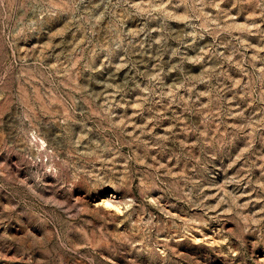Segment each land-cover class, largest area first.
Returning a JSON list of instances; mask_svg holds the SVG:
<instances>
[{
    "label": "rangeland",
    "instance_id": "374dc122",
    "mask_svg": "<svg viewBox=\"0 0 264 264\" xmlns=\"http://www.w3.org/2000/svg\"><path fill=\"white\" fill-rule=\"evenodd\" d=\"M0 264H264V0H0Z\"/></svg>",
    "mask_w": 264,
    "mask_h": 264
}]
</instances>
